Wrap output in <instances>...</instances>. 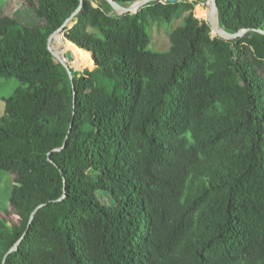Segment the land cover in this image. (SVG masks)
I'll use <instances>...</instances> for the list:
<instances>
[{"label": "trees", "instance_id": "obj_1", "mask_svg": "<svg viewBox=\"0 0 264 264\" xmlns=\"http://www.w3.org/2000/svg\"><path fill=\"white\" fill-rule=\"evenodd\" d=\"M25 1L40 25L0 16V80L25 87L0 120L18 216L0 217V264H264V0H216L224 30H247L229 41L197 1L83 0L65 37L95 68L74 90L47 41L80 1Z\"/></svg>", "mask_w": 264, "mask_h": 264}, {"label": "rangeland", "instance_id": "obj_2", "mask_svg": "<svg viewBox=\"0 0 264 264\" xmlns=\"http://www.w3.org/2000/svg\"><path fill=\"white\" fill-rule=\"evenodd\" d=\"M198 5L194 9V14L197 18L205 20L209 11L208 0H196ZM202 12V15L199 14ZM0 16H8L18 23L26 27H35L41 24V19L26 6L25 0H0ZM180 24V20L171 23L153 24L150 26L149 33L151 42L148 47L151 51L163 52L169 46V33L171 30ZM67 49V48H66ZM76 68L94 69L92 62L91 66H82L79 62L74 63ZM18 88H25L15 78L8 80H0V120L4 117V100L9 98ZM13 186V176L10 173L0 172V217L7 222L16 223L18 216L15 211L9 207V197L11 196ZM8 210V213L5 211Z\"/></svg>", "mask_w": 264, "mask_h": 264}, {"label": "water", "instance_id": "obj_3", "mask_svg": "<svg viewBox=\"0 0 264 264\" xmlns=\"http://www.w3.org/2000/svg\"><path fill=\"white\" fill-rule=\"evenodd\" d=\"M80 1V6L78 7V9L69 17L67 18L62 25L57 28L54 32H52L49 37H48V41H47V49L48 51L51 53V55L65 68V70L67 71V74L71 80L72 83V88L74 90V85H73V75H72V71H83L86 68H76L74 66V63H77L76 61H74L71 57H70V53L68 50H66L65 46L66 43L70 44L71 46H74L77 49H80L81 51L87 52L90 54V58L91 61L93 62L94 68H95V61L92 57V54L84 49L79 48L78 46H76L75 44H73L72 42H70L66 37H65V31L66 29H69L72 27L73 25V20L76 16V14L79 12V10L81 9L82 6V2L83 0H79ZM111 7V9L119 16H124L127 14H132L135 15L137 14L146 4L150 3V2H154V1H167L169 3H177L179 1L182 0H139L134 2L133 4H131L128 7H123L121 5H119L118 3H116L114 0H105ZM189 1H196V0H189ZM209 2V11L207 14L206 19L204 20L210 27L211 30V37H218L221 38L225 41H229V40H235L237 38L242 37L247 30L246 29H241L240 31L236 32V33H229L226 30H224L221 26V24L219 23V18H218V8H217V4H216V0H208ZM261 34H264V32L259 31ZM71 129V126H70ZM69 129V131H70ZM63 147L55 149L54 151H59L61 150ZM49 161L52 163V161L49 159ZM65 195H63L62 198H64ZM35 213V212H34ZM33 213V214H34ZM33 218V215L30 218V221L28 223V227L30 225V222ZM20 242V241H19ZM17 249V244L9 251H13Z\"/></svg>", "mask_w": 264, "mask_h": 264}, {"label": "bare ground", "instance_id": "obj_4", "mask_svg": "<svg viewBox=\"0 0 264 264\" xmlns=\"http://www.w3.org/2000/svg\"><path fill=\"white\" fill-rule=\"evenodd\" d=\"M66 50H68V49H66ZM80 50V49H79ZM69 51V50H68ZM83 53H87V52H84V51H82ZM69 53H70V57L74 60V61H76L75 60V58H74V56L71 54V52L69 51ZM77 62V61H76Z\"/></svg>", "mask_w": 264, "mask_h": 264}]
</instances>
